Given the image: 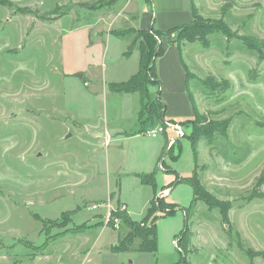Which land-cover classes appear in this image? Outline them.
Masks as SVG:
<instances>
[{"label":"rangeland","instance_id":"rangeland-1","mask_svg":"<svg viewBox=\"0 0 264 264\" xmlns=\"http://www.w3.org/2000/svg\"><path fill=\"white\" fill-rule=\"evenodd\" d=\"M192 5L232 34L179 48L166 37V55L180 52L188 67L191 112L231 122L212 148L204 138L194 146L192 124L180 125L184 135L165 152L172 131L147 135L165 127L154 114L157 85L141 96L109 84L137 68L147 13L146 30L163 32L167 11L185 9L193 20ZM183 21L170 25L190 24ZM245 37L264 46V0H0V264H250L239 247L264 251V184L255 187L264 174V61ZM166 61L156 63L163 86ZM210 76L226 89H207ZM186 108L169 110L187 121ZM195 172L202 188L231 203L229 224L194 201L183 179ZM121 197L137 222L155 205L146 224L155 218L156 251H113L130 230L106 224L92 205L111 202L128 215ZM184 231L185 252L174 244Z\"/></svg>","mask_w":264,"mask_h":264},{"label":"trees","instance_id":"trees-1","mask_svg":"<svg viewBox=\"0 0 264 264\" xmlns=\"http://www.w3.org/2000/svg\"><path fill=\"white\" fill-rule=\"evenodd\" d=\"M84 8L94 9L92 5H82ZM229 5L223 6V11L228 10ZM99 8V6H98ZM101 9V8H100ZM192 14L193 22L188 25L178 26L177 28H172L163 32L155 31L154 27L151 26L148 30H140L141 38H143L140 46V60H139V71L128 81L120 82L119 84H111L110 88L115 93H129L135 94L139 93L144 95L148 90L149 84H155L158 87L155 103L157 110L154 112L155 118L159 121L160 124L164 125L165 122V110L166 106L162 102L161 95V83L157 77V68L156 63L158 59L164 57L165 48L163 46V38H176L175 44L178 48L187 43L193 44L194 42H201L204 46H209V35L212 33H222V35L230 36L231 30L229 25L222 19H205L199 12L198 9L192 5ZM243 41V44L251 51L256 52L261 61H264V50L262 45H259L256 42H253L250 38H240ZM131 49L125 53V56L129 57L131 54ZM149 74H152L151 80ZM189 76V70L187 69V78ZM203 84L207 89L212 90H225L228 86L227 81L219 82L214 77L210 76L204 81ZM195 117L187 121H181L180 125L185 123L192 124L191 133L187 137L193 143L194 146H197V142L204 138L209 146L212 148L214 145V140L216 135L226 136L227 130L229 129L230 119L224 121L210 120L206 115L200 113L198 109L194 106L193 108ZM183 128V127H182ZM171 151L173 148H170ZM178 156H176L177 158ZM175 158V159H176ZM148 179H150L148 177ZM191 184L192 188L195 191V200H201L206 204L209 210L218 209L220 217L222 218L225 224L230 223L229 211L231 209V203L228 201L220 200L214 194L210 193L208 190L202 188L201 180L199 173L195 172V175L192 178L183 179ZM264 184V174L261 175L256 182L257 188L261 187ZM166 190V189H165ZM173 192V189H172ZM151 207L148 209L147 215L141 219V221H133L127 213L118 214L117 217L120 218L122 224L124 223L130 230L129 234L123 237V240L119 242L117 246H114L113 251L124 253V252H154L157 249V235H156V220L155 218L151 220L149 225L148 222L149 216L155 208L153 203L150 204ZM187 231H184L181 234L179 239L178 247L185 252L184 236H186ZM139 240L137 248H134L135 241ZM242 252H245L250 264H254L253 260L257 257H262L264 259V251L255 252L252 249L245 250L242 247H239ZM188 252V251H186ZM179 264H191L188 259L185 257L180 261Z\"/></svg>","mask_w":264,"mask_h":264},{"label":"crops","instance_id":"crops-1","mask_svg":"<svg viewBox=\"0 0 264 264\" xmlns=\"http://www.w3.org/2000/svg\"><path fill=\"white\" fill-rule=\"evenodd\" d=\"M124 8L125 9H129L127 4L124 6ZM124 8L122 9V10H124V11H122L123 13L125 12ZM180 9L181 8H178V9L174 8L172 10L167 11V15L165 17L167 18V22H169V23L167 24V22L164 21L165 17H163V20H162V23H161V26H160V30L163 31V30H169V29H172V28H176V27H178V24H181V23H178L175 26H171L170 23H174V22L177 23V22H180L182 20H184L185 22H189V23L193 22V20H190V17L188 15V13H186V10L185 9L180 10ZM147 16H146V22H145L146 25H148V20H150V16L148 15V13H147ZM192 16H193V14H192ZM146 25L144 24V26H142V28H140V30H146V27H148ZM172 25H174V24H172ZM170 49L171 48L167 47L166 50H165L164 57L158 59V60H162L161 63H163V61L165 59L167 60L166 61L167 63H165V67H164L165 69L161 70V72H160L161 73L160 77L162 79V82L164 83V86L161 85L162 89H161L160 98H161L162 102L166 106L165 122H172V123H178L179 124V123H181V121H178L177 118H181L182 116L181 117L178 116L177 113L175 114L173 111H171L169 109H172L174 107H179V106L182 107L184 105L185 107H188V108H186L187 112H186L184 117L185 118H190V119L191 118L193 119L194 115L192 116V114H195V113H194V110H193V112H191L192 110H190L191 108L189 107V105L191 103V97L189 96V93H188V90H187L188 89V81H187V79H188L187 78V69H188V67L184 63V61L182 59V54L180 52L175 51L176 55H166L170 51ZM131 57H129V58H131ZM139 60H140V57H139ZM139 60H138V66H139ZM138 66H137V68L135 67L134 70L133 69L131 70V69H129L126 66L124 68L123 72H124V74H127V75L129 74L128 75V76H130L129 79H131L139 71ZM165 73L168 74V75H166ZM169 76H170V79H171L172 82H169L170 85H171V88H168V90H167V88H166L167 85L165 83V79L167 77H169ZM157 77H158V72H157ZM92 82H93V80H92ZM119 83H115L114 82L112 84H119ZM94 85H95V83H94ZM109 85H111V84H109ZM95 87H96V85H95ZM119 93H117V94H119ZM126 94L129 95V93H126ZM181 115H182V113H181ZM190 119H188V120H190ZM137 133H139V132L131 134V136H134ZM168 133L169 132H166L165 135H168ZM139 134H141V133H139ZM144 134H146V133H144ZM172 137H174L173 133H172V136L167 139V141H166L167 145H166L165 150L163 149V151H165V152L167 151V148L170 146V144H168L167 142ZM152 138H154V137H152ZM106 139H107V141H109V137L108 138H104L105 145L107 144L106 143ZM163 151H161V155H162ZM170 194H172V189H170L169 195ZM121 200H122V197H121ZM122 202H123L124 206L126 207V211H128L129 217H131V215L129 213L128 206L126 205V203L123 200H122ZM100 212H102L101 214L104 215V210H102ZM131 219H132V217H131Z\"/></svg>","mask_w":264,"mask_h":264},{"label":"built area","instance_id":"built-area-1","mask_svg":"<svg viewBox=\"0 0 264 264\" xmlns=\"http://www.w3.org/2000/svg\"><path fill=\"white\" fill-rule=\"evenodd\" d=\"M164 126H158L157 128L151 129L147 132V135L150 137H158L160 134H166L168 131H172L174 134V137L170 138L168 141V144H173L177 139L181 138L184 135V128L180 126L178 123H172V122H166ZM106 143H108L106 139ZM161 165V164H160ZM167 195V193L165 192ZM92 209L100 211V209L104 210V221H106V224H110L113 228H119L122 221L119 217L116 215V210L111 202H107L104 204H93ZM175 246H178L177 241H174Z\"/></svg>","mask_w":264,"mask_h":264}]
</instances>
